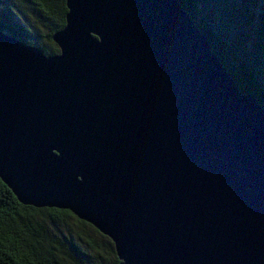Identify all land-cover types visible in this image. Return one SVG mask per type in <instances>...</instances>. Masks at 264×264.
Returning a JSON list of instances; mask_svg holds the SVG:
<instances>
[{
	"label": "water",
	"instance_id": "obj_1",
	"mask_svg": "<svg viewBox=\"0 0 264 264\" xmlns=\"http://www.w3.org/2000/svg\"><path fill=\"white\" fill-rule=\"evenodd\" d=\"M44 55L0 32V181L119 264H264V112L177 0H64Z\"/></svg>",
	"mask_w": 264,
	"mask_h": 264
},
{
	"label": "trees",
	"instance_id": "obj_2",
	"mask_svg": "<svg viewBox=\"0 0 264 264\" xmlns=\"http://www.w3.org/2000/svg\"><path fill=\"white\" fill-rule=\"evenodd\" d=\"M205 38L210 52L242 95L254 99L264 112V0H177ZM64 0H0V32L57 53L51 35L64 25ZM12 14L32 18L45 30L42 42L11 28ZM72 222L99 239L97 244L79 231L78 237L54 236L50 225ZM0 264H119L111 241L67 210L33 208L17 202L0 181Z\"/></svg>",
	"mask_w": 264,
	"mask_h": 264
},
{
	"label": "rangeland",
	"instance_id": "obj_3",
	"mask_svg": "<svg viewBox=\"0 0 264 264\" xmlns=\"http://www.w3.org/2000/svg\"><path fill=\"white\" fill-rule=\"evenodd\" d=\"M9 18V25L11 28H20L22 32L30 39H33L38 42H42V37L45 34V30L39 28L38 30L34 26V23L32 22L31 17H27L26 15H19V14H12ZM44 45V44H43ZM50 231L54 236H73L78 237L79 231L82 232L85 236H82L83 239H87L92 241L94 244H97L99 242V239L97 236H95L93 233L89 232L86 228H79L78 226L74 225L70 221H66L65 223L61 225H50L49 226Z\"/></svg>",
	"mask_w": 264,
	"mask_h": 264
}]
</instances>
